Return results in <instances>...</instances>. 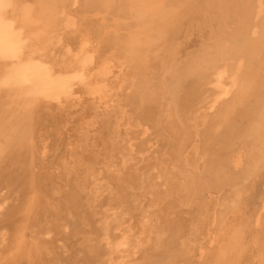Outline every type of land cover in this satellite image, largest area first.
<instances>
[{
	"label": "bare ground",
	"instance_id": "bare-ground-1",
	"mask_svg": "<svg viewBox=\"0 0 264 264\" xmlns=\"http://www.w3.org/2000/svg\"><path fill=\"white\" fill-rule=\"evenodd\" d=\"M0 264H264V0H0Z\"/></svg>",
	"mask_w": 264,
	"mask_h": 264
},
{
	"label": "rangeland",
	"instance_id": "rangeland-1",
	"mask_svg": "<svg viewBox=\"0 0 264 264\" xmlns=\"http://www.w3.org/2000/svg\"><path fill=\"white\" fill-rule=\"evenodd\" d=\"M4 192L7 194V190L6 191L4 190L3 193L1 192V195L4 194Z\"/></svg>",
	"mask_w": 264,
	"mask_h": 264
}]
</instances>
